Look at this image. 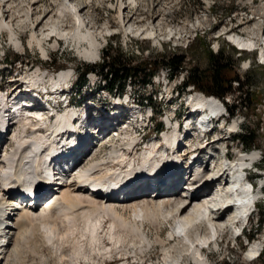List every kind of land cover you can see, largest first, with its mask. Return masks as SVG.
Wrapping results in <instances>:
<instances>
[{
  "label": "rangeland",
  "instance_id": "rangeland-1",
  "mask_svg": "<svg viewBox=\"0 0 264 264\" xmlns=\"http://www.w3.org/2000/svg\"><path fill=\"white\" fill-rule=\"evenodd\" d=\"M6 1L10 2L11 7L8 6V10L6 8L1 12L0 16L3 15L5 18L13 16L16 19L15 21L22 17L25 19L26 9L36 1H40L36 5V12L43 15L47 14L43 24L36 29L37 37L39 39L43 38V41L45 40L43 42V47L46 49L45 54H42L35 43L30 45L33 29L29 27L28 23L18 24L15 27V32L23 45L22 50L15 49L6 31H0V75H2L0 86L7 92L14 89L16 84H21V81L34 82L35 77L41 75V73L53 72L57 74L59 72L58 76L63 71H69L70 74L73 71L74 89L70 96L73 97L74 104L80 105V109H83L85 105L94 110L99 109V107L110 108L114 103H111L112 100L108 97V91L104 88L98 74L88 73L85 84L80 89L78 87L76 89V86L80 83L81 75L84 73V68L101 63L102 53L106 51L109 43H112L113 53L120 55L122 64L135 65L142 61H155L161 64L164 59L167 60L172 57L183 59L180 72L172 79H169L167 70L160 68L146 86H142L140 83L126 84L122 101L130 94L135 104H142V108L138 110L141 113V121L137 124L133 122L126 123L122 127L124 130L121 131V136L117 140H113L111 136L103 140L99 151V147L95 146V141L91 139V150H93L90 151L89 156L81 164L79 163L81 171L92 164H100L103 159L106 162L110 161V158L107 159V155L111 150V146L115 149L126 148L129 143L138 140V138H134V135L138 132L147 135V141L159 140L153 133L154 127L156 124L162 123L165 116H172L175 111L174 120L183 125V131L187 132L189 136L188 141L183 142L186 146L183 149V154L187 153L186 150L188 149L197 148L198 136L196 133L194 135L192 131H186L188 130L187 125L192 127L196 121L194 118L191 119L185 127L184 122L188 117L190 106L185 103L184 99L185 95L189 93L198 94L199 92L193 90L192 87L187 88L184 93L178 92V89L189 73L203 75L202 86L204 88L210 87L208 79L211 72L210 56L211 53L216 55L218 50L222 49L225 63L230 65L228 79L233 76L239 77L238 83L237 81L231 82V89L223 102L227 105L226 108H232L233 106L238 108L234 111V116L227 120L225 127L230 125L228 129L222 128L220 123V129L209 138V141H215L216 138L221 141L215 145H207L208 150L204 151L201 157L214 151L223 152L225 146L231 158L230 160L238 158L241 149L245 151L246 155L255 152L258 168L261 171L251 173L249 180L258 186L264 184V59L261 58L262 52H264V7H262L264 0H69L83 8L81 12L83 19L86 24L89 23L87 29H83V32L91 29L100 44V56L94 61L81 58L77 53L75 43L69 40H60L50 33L49 28L43 27L46 20L50 22L60 16L61 5L63 3L67 4L68 0H0L2 4ZM60 17V21L64 20L66 22L64 28L72 30L71 17ZM139 28L150 31L152 35L140 36L134 32ZM43 31L45 35L42 37ZM47 34L51 36L48 37ZM230 36H240L243 39L255 38L260 39L261 42L256 47V51L252 53L241 52L229 42ZM84 47H87V45L81 44V48ZM28 76L33 78L26 79ZM167 79H169L168 82ZM239 84L242 89L238 88ZM75 91H78L76 95ZM112 97L116 98L117 93L112 94ZM90 101H93L94 107H91ZM13 103L16 104V102ZM149 108H151L153 114L152 119H149ZM74 110L79 111L76 108ZM127 113L129 114L130 111ZM35 122L29 119V121L20 124L21 126L11 128L12 132L7 137H12L15 132L20 133L23 131V125L27 124L25 131L31 133L33 130L31 124H35ZM241 125L255 133L253 143L247 148L233 136H231L233 139L227 138L229 132H231L230 135L234 132L239 133L238 130H241ZM165 130L164 125H162V131ZM44 134H48V132ZM20 135L22 136V134H19V137H21ZM15 137L5 141L7 142L6 150L2 154L0 152V155H4L6 152V157L10 155V151H13L17 145ZM141 154L143 152L135 154L133 159L135 160ZM196 164L198 165V163ZM186 175L188 176V173ZM0 179H3V176ZM12 181L11 179L7 183ZM11 185L14 184L11 183ZM180 186V189L185 187L184 183ZM53 187L57 188L59 186ZM260 196L264 197V189L261 191ZM122 206L116 205L115 207L126 220L133 221L132 209H125ZM11 207L12 202L6 210H10ZM42 209L40 205L37 207V212ZM262 209H264L263 200L258 204L257 209L248 221L247 228L243 232L244 235L237 240L236 244L231 230L225 229L222 233H218V235L220 234L218 238L219 246L216 244L211 245L207 251H203V255L207 258L206 264H262L259 259L255 260L247 256L249 247L254 242L264 246V224L260 232L256 234L253 232L257 228ZM52 213L55 212L52 211ZM101 218L103 232L98 239L100 243L104 242L107 248H103L102 244L93 245L89 240L82 242L85 259H87L84 262L87 264L104 263L107 260L111 262L115 259H129L130 264H163L165 262L167 264H195L185 252L187 241H181L180 238L175 237L177 229L176 223L174 224L173 221L167 222L160 218L158 226L145 223L142 226L141 220L136 219L137 226H141L139 233L117 228L123 230H117L120 232L123 241L127 239L124 241L126 245L123 244L124 247L119 248V245L113 246L112 241L109 240L112 221L106 216H101ZM202 226L197 230L196 228H187L185 233L189 232V236L192 237L195 234L204 232L209 227L205 223ZM239 226L240 224L237 225V228ZM37 227L35 225L34 228ZM39 227L40 229L37 230L44 233L45 231L41 229V226ZM156 233H161L160 237L164 239H162L164 241L162 245L156 242ZM136 234L138 235L136 236ZM248 235H254V238L248 241ZM133 238L136 239V242H132L135 240ZM141 238L143 241H141ZM46 256L48 258V252H46ZM47 261V264H57L49 258ZM25 264L40 263H37V261L33 263L31 257H28Z\"/></svg>",
  "mask_w": 264,
  "mask_h": 264
},
{
  "label": "bare ground",
  "instance_id": "bare-ground-1",
  "mask_svg": "<svg viewBox=\"0 0 264 264\" xmlns=\"http://www.w3.org/2000/svg\"><path fill=\"white\" fill-rule=\"evenodd\" d=\"M39 2L40 1H36L28 6L24 15L26 16L25 19L22 17L18 21H15L16 19L13 16H7L6 18L3 15L0 16V31H6L8 33L10 42L17 50H22L23 45L15 32V27L18 24L28 23L29 27L33 29L30 45L35 43L42 54L46 53V49L43 47V42L45 40L43 41V38L39 39L36 34L37 27L43 24L47 16V14L43 15L42 13L36 12V5H38ZM8 6H10L9 1L3 2V4L0 2V14ZM61 6L60 16L71 17L73 24L72 30H66L64 28L66 22L64 20L60 21V16L50 22L46 20L43 27L49 28L50 33L58 39L69 40L75 43L77 46V53L81 58L90 61L99 58L100 44L98 40L91 32V29L87 32H83V29H87L89 24H86L83 19L84 17L81 13L83 8H80L79 5H75L71 1L67 4L63 3ZM262 7H264V5H262ZM134 32L138 33L140 36L152 35L150 31L143 28H139ZM41 35L42 37L45 35L44 31ZM47 36L50 37L51 35L47 34ZM229 42L242 50L251 48L256 50V47L259 46V42L261 41L255 38L243 39L240 36H230ZM81 44H86L87 47L81 48ZM261 58L264 59V52H262ZM71 74L69 71H63L56 79L52 78L49 81V83L51 82V88L54 90L61 84L66 83ZM33 81L34 82H21L22 85L35 87L41 83L42 76L37 75ZM19 89L20 86H17L12 93L17 94L16 92ZM27 93L29 92L27 91ZM26 96L29 97L28 94ZM7 98V96H5V98L0 96V129L6 122L8 129L17 127L25 121H29V119L36 122L35 124H31L33 129L31 133L25 131V127L28 124L23 125V131L20 133L17 134V132H15L12 137L16 136L17 145L13 151H10L8 157H6L7 152L4 155H0V177L2 178L3 176V179H0L2 187V189L0 187V264H25V260L28 257H31V262L34 263L37 261V263L40 264H47L48 258L57 264H87L84 262V260L87 261V259H85V250L83 249V245H81L82 242L89 240L93 245L102 244L103 248H107V245L104 242L100 243L98 239L99 235L103 232L100 222L102 219L101 216H106L112 221L109 240L112 241L113 246L119 245V248H123V244L126 245L124 241L127 239L123 241V238H121L122 236L120 237V232L117 230L123 229L139 233L141 226H137L136 219L141 220L142 226L144 223L158 226L160 218L167 222L173 221L174 224L176 223L177 229V235L175 237H177V239L180 238L181 241H187V244H185V252L191 257L195 264L206 263L205 255H203V251L200 248L210 243L212 238L218 235V233L225 229L231 230L233 234L241 230L243 217L248 213L250 208L251 196L242 188L239 178L230 176L228 170L230 168H237V166L241 164L252 162L257 156L255 152L230 160V167L224 166V160L220 155L221 151L216 153L218 155L217 164L212 167V170L211 165L205 159L197 162L198 165L195 162L193 165L194 173L192 179L184 184V188H178L172 192L165 193L159 190H153L139 196L135 194L120 199L112 196L104 197L101 195V192L90 194L85 186L80 185V179L86 178L89 175V179L93 181L120 183L121 185L124 183L127 184L134 178L132 175L136 176L143 173L149 164H153L156 173L161 172L160 175L167 177L170 175H178L179 181L181 182L184 180L185 182V179L179 175V169L177 170V158L174 156L163 158L160 153V147L156 145L149 148L148 145L146 146L147 150L139 156L142 161L141 163H137V168H127L131 164L135 166L133 150L131 148L137 140L129 143L126 148L115 149L111 146V150L107 155V159L110 158V161L107 160L108 162L103 159L98 165L89 164L90 166L85 168L84 171H81L79 167L78 171L75 173V176L80 178L78 181L71 180L74 175L61 176L60 181L53 185L59 187L52 188V191L57 189V192H53L52 200H50L46 204V207L39 212H37V209L34 210L35 208L26 207H22V209L18 210V206L14 203L13 199L14 193H22L24 190L30 191L36 180L43 179V174L45 175L47 171V168L43 165H45L47 159L46 155L41 153V149L50 146L48 152H51L55 148V139L59 136L62 141L68 140L66 139L68 136L67 128L75 113L72 110L66 109L64 112L61 110L60 114L56 115L54 123L47 125L45 122V109L42 106L36 105L37 102L35 99L32 97L30 99L22 97L16 101H12L13 113L9 116V109L7 110V107L5 109ZM13 102H16V104ZM185 103L194 110L207 109L210 114L221 113L224 108L218 99L206 97L200 93L189 94ZM14 113L19 114V120L9 123L10 121L8 120L12 118ZM187 116L184 122L185 127L186 123L193 119L192 114H188ZM97 126L100 130L105 128L103 124ZM187 126L190 127L191 125ZM47 132L48 134H44ZM114 132V134L117 135V132ZM163 132V144H169L172 141L173 144L179 143L180 146L182 137L186 139L189 137L188 133L184 131L180 133ZM60 133L62 135H60ZM19 134H22V136L20 135L21 137H19ZM119 136H121V133ZM12 137L6 138L5 141H9ZM0 140L2 141V136ZM102 140L100 144H102ZM5 141L0 143V149L3 147L2 153L5 152L7 147V142ZM220 141L221 140H208L199 149L192 148L186 151H188L189 154L198 152V155H200L205 151L204 147L207 150V145H215ZM71 142L72 145L75 146L82 144L81 139ZM88 144L89 142H87V145ZM185 147L184 145L182 148ZM59 150L61 153H64L68 151V148L65 149V147H62ZM135 154H137V152ZM87 156H89V154H87L85 158H87ZM44 159L46 160L44 161ZM62 164H65V162H62ZM212 177L217 178L214 181H209ZM11 179L13 181L7 183ZM164 180V177H159L160 183ZM11 183L14 185H11ZM60 183L62 184L59 185ZM11 202V209L6 210L7 207L11 206ZM116 205H123L122 208L132 209L134 220L130 222L128 219L126 220L123 214L118 212L115 207ZM52 211L55 213H52ZM94 217L95 219H93ZM38 223L41 229L45 231L44 233H40V230H37L40 229L37 225ZM204 223L209 226L205 229L206 231L204 230V232L195 234V236L193 235L192 237L189 236V232L185 233L187 228H196L197 230ZM239 224L240 226L237 228ZM35 225L39 228H34ZM100 230L102 231L99 232ZM156 234V242L162 245L164 239H161V233ZM123 235L125 234L123 233ZM137 235L138 234H136V236ZM136 236L134 237L138 240ZM144 237L143 235V238ZM136 239L132 242H136ZM141 241H143L142 238ZM1 242H6V244ZM146 242L149 241L147 240ZM260 246V243L254 242L249 247L247 256L254 258L258 255L260 253ZM46 252L49 254L48 258ZM108 263L130 264L129 259H115ZM108 263L98 262V264Z\"/></svg>",
  "mask_w": 264,
  "mask_h": 264
},
{
  "label": "trees",
  "instance_id": "trees-1",
  "mask_svg": "<svg viewBox=\"0 0 264 264\" xmlns=\"http://www.w3.org/2000/svg\"><path fill=\"white\" fill-rule=\"evenodd\" d=\"M222 54V49L218 50L216 55L211 53V72L209 73L208 77L210 87L204 88L202 86V80H204L203 75L189 73L179 87V92H184L187 88L192 87L195 91L200 92V94L203 93V95H206V97H216V99L223 102L227 93L231 89V82L237 81L238 83L239 77L233 76L231 79H228L227 75L230 71V65L225 63V59ZM182 63V58L172 57L167 60L164 59L161 64H158L155 61H142L141 63L135 65L122 64L120 61V55L113 53L112 43H109L106 51L102 53L101 63L97 65L86 66L84 68V73L81 75L80 83L76 86V89L77 87L80 89V87L85 84L86 75L91 72L100 76V79L104 84V88L108 92L121 95L125 90L126 84L140 83L142 86L148 85L151 82L152 77L160 68L167 70L169 73V78L172 79L177 73L180 72ZM240 86L241 85L239 84L238 88H240ZM223 104L225 105L224 102ZM237 108V106H233L232 108L226 109L231 116H234V111ZM157 128L161 129V126L157 125ZM234 138L241 141L242 145L247 148L253 143L255 133L248 130L244 125H241L240 132ZM263 224L264 209L261 211L257 228L254 229L253 232H255V234L260 232L262 230ZM254 235H248L249 239L252 240ZM258 259L260 263L264 264V246Z\"/></svg>",
  "mask_w": 264,
  "mask_h": 264
}]
</instances>
